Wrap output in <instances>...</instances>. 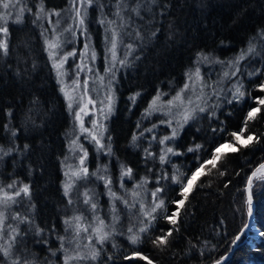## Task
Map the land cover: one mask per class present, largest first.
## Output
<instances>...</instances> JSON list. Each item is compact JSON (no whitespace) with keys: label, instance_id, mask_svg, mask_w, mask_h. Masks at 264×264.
Returning <instances> with one entry per match:
<instances>
[{"label":"trees","instance_id":"16d2710c","mask_svg":"<svg viewBox=\"0 0 264 264\" xmlns=\"http://www.w3.org/2000/svg\"><path fill=\"white\" fill-rule=\"evenodd\" d=\"M37 1L47 12L59 11L69 3L68 0H21L25 9L22 22H9V50L7 55L0 51V149H3L0 188L11 194L23 184L30 187L29 197H16V203L5 210L8 219L4 239H8V224L18 227L14 256L27 258L32 264H62L65 253L59 236L65 237L69 254H74L75 243L82 252L89 248L80 244L82 236L73 240L71 229L65 231L64 220L76 213H69L72 203L63 194L62 167L74 132L73 111L67 107L48 57L45 24L34 16ZM138 2L140 17L130 11ZM126 4L127 9L121 3L122 27L115 15L117 0H94L86 10V31L99 58L102 50L109 47L111 28L119 31L118 44L122 45L116 49L119 58L114 62L117 72L111 82L112 111L101 134L103 151L89 147L87 168L91 181L95 176H105L103 173L114 177L119 166L121 170L131 168V176L125 182L139 185L135 189L138 197L134 199L130 192L112 200L103 179L98 178L96 214L113 234L103 246L93 244L101 250L97 261L70 264H146L124 259L133 251L148 256L153 264L209 263L228 250L245 222L247 176L264 160V110L249 122L247 130L259 142L235 153L224 150L226 155L216 168L206 165V174L199 178L180 208L176 230L168 238V244L156 247L152 240L174 228L166 217L176 212L174 201L182 197L181 187L172 181V176L187 183L183 177L191 176L200 164L209 160L216 147L231 141L230 134L244 126L247 112L257 106L255 98L264 96L257 88L264 82V0H126ZM101 19L105 21L103 24L99 22ZM109 20L116 23L109 25ZM124 32L128 38L122 36ZM124 44L127 48H123ZM249 46L254 49L251 53ZM127 50L128 57L124 56ZM242 53L243 59L238 60ZM192 74L196 77V87L193 93H184V107H188L190 98L193 105L206 107L205 112H197L196 118L183 128L178 125L182 108L175 107L178 116L171 120L146 114L149 102L158 93L166 103L184 88ZM237 87L245 95L233 99ZM174 128L177 136L161 145L159 141L171 136ZM133 134L137 136L135 142ZM196 145L202 147L188 151ZM167 147L178 154H167V162L161 164L159 155ZM13 181L16 186L8 188ZM157 188L162 191L154 200L152 192ZM252 192L255 201L252 227L262 233L241 240L223 264H264V182H255ZM89 196L94 199L93 193ZM125 199L128 206L123 203ZM160 200L163 207L153 213L156 219L151 221L148 232L141 234V243L129 244L128 228L137 231L142 226L140 221L146 224L149 219L141 215L140 204L150 210ZM118 212L128 213L127 223L124 217L121 222L117 220ZM16 213L27 217L31 224L12 220ZM36 226L43 229L39 236L35 234Z\"/></svg>","mask_w":264,"mask_h":264},{"label":"snow or ice","instance_id":"6c2138e0","mask_svg":"<svg viewBox=\"0 0 264 264\" xmlns=\"http://www.w3.org/2000/svg\"><path fill=\"white\" fill-rule=\"evenodd\" d=\"M79 6H77V0H70V4L72 6V12L74 13L73 19L77 21V27L85 28L86 31V10L87 7H90L93 3L94 0H78ZM151 2H154V0H151ZM16 3H18V0H0V8L4 9V11L0 12V51H2L5 55H7L8 50H9V44H8V36H9V21L10 18L15 15V23H21L23 14L25 12L24 8H20L18 12L14 11L16 8ZM121 3H125V8H128V5L126 4V0H117V10L115 15L121 20V27L124 24V16L122 15L121 11ZM146 6V5H145ZM140 8L141 5L138 2L135 6H132L130 8V11L135 14L136 16L140 17ZM30 11V9H29ZM45 11L43 5H41L37 11H36V19L39 20L41 18V13ZM49 15H56L59 16L60 13L58 12H51ZM142 18V17H141ZM131 19V17H129ZM101 24H103L105 21L101 19L99 21ZM116 21L114 20H109L108 24L109 25H114ZM71 29V26L68 29H65V31H69ZM111 52L112 56L115 59L116 56V48L119 40V31L116 28H111ZM136 35L139 37L140 33L137 31ZM155 35V33H153ZM45 45L46 48L49 50V56H53V52L51 51L52 49H57L60 47V44L58 43L57 40L55 39H45ZM87 44L85 45V48L87 49ZM129 49L132 48V45H128ZM254 51V49L249 46L248 48V53H251ZM74 52H69L67 53V56H72L74 55ZM83 55V53H81ZM93 58L95 57V52H93ZM67 56L64 57V59H67ZM244 53H242L237 59H243ZM207 59V57H204ZM63 61L61 62L60 65L54 64L53 67H61ZM123 64L124 61H121ZM59 74V73H58ZM196 75H199V71L197 70ZM227 76L228 74L225 73ZM192 77L189 75V80H191ZM87 80L84 81V88H85V94H87ZM190 87L189 84H185L184 88L181 89L176 93V95L173 97L172 100L168 101L169 107H177V108H182L183 110L179 113L180 115V120L178 121V125L180 128H183L185 124H188L189 121L194 120L196 118V113L200 112L203 113L206 111V107L200 106V105H193V101L189 98L187 103L188 107H184L185 103V91ZM194 88V85H193ZM257 88L260 92H264V82H261L257 85ZM63 91V89H61ZM67 97V93H65ZM245 95L243 91H241L240 87H237L235 89V92L233 93V99H239L242 98ZM71 99L70 97H68ZM109 101V112H111V103H112V98L109 96L108 98ZM133 101L135 100V97H132ZM160 99V94L158 93L157 96H155L152 101L149 102L148 109H146V114H150L152 111L157 110V102ZM200 99V98H198ZM256 107L251 108L248 112L247 115L244 119V126L241 127L238 131H234L230 134L231 136V141L225 142L224 144L219 145V147H216L212 153V156L209 160L204 161L200 166L192 172L191 176L188 177H183L187 181V183H182L181 177L178 176H172V181L176 184H179L181 187L180 191V196L182 197L179 200L174 201V203L177 204V210L176 212H173L171 216L166 217L168 222L174 226L173 229L168 230L164 235L162 236H157L154 240H152V244L156 247H162L166 246L168 244V238L172 235L173 230L175 229V226L177 225L178 221V216H179V211L180 208H182L185 205V202L188 200L189 194L193 191L194 185L196 182L199 180V178L206 174L205 173V166L206 165H211L212 168H216L218 162L226 155V152L224 151L227 149V152L235 153L240 151L241 148H248L250 147L254 142H259L258 138L253 136L252 134H248V124L250 121H254L257 118V115L261 113L262 110H264V96H259L256 97ZM89 104L92 103V100L89 99L88 101ZM206 103V102H205ZM231 103V100L229 101ZM72 105L71 103L69 104V108H71ZM84 108L81 107L80 112H83ZM80 112L76 113V120L80 121L81 120V115ZM169 126H171V121H168ZM139 127V125H138ZM155 127V125L153 126ZM81 130L82 131H87L86 129L83 128V124L81 123ZM150 131V129H149ZM15 133H13L14 135ZM178 132L174 128L172 135L171 136H165L163 139L159 141L161 145L165 144L166 140H171L174 139L177 136ZM92 139L96 142V144L99 146L100 145V140L96 135H92ZM133 142L137 140L136 134H133L132 136ZM75 143V141H73ZM202 146L201 145H196L195 149L194 148H189V152H193L197 149H200ZM25 148H27V145H25ZM0 151H3V149H0ZM147 152V149L145 150ZM7 155L8 153H4ZM167 154H173L176 155L178 153H175L173 148L167 147L166 151H163L159 155V161L161 164H165L167 162ZM149 156L152 155V153H148ZM87 156V153H84V157L81 158L80 160V165L81 167L73 171L71 173L72 177L75 179L79 180L82 178H87L89 176V171L87 167H83L84 165V160ZM210 171V169H209ZM132 169L127 168L124 169L122 167L121 170V176H131ZM67 176L68 173H65ZM95 175V173H93ZM220 175H224L223 172L220 173ZM100 179H104L103 176L98 177ZM257 181L264 182V162L260 163L252 172L251 175L247 177V182H246V187L244 189L245 195V205L247 207V213L249 216H251L252 211H253V199H252V189L254 186V183ZM147 181L145 180L144 183ZM112 184L111 179H106L105 180V187L109 189V195L113 199H121L120 197L117 196V194L111 190L110 185ZM16 186V181H13L11 184L7 185L8 188H14ZM74 187V182H69L65 183L63 186V194L65 197H69L68 203L71 204L72 200L70 198V193ZM123 187V185H121ZM139 187V185L137 186ZM227 187V185H225ZM161 188H157L155 191L152 192V197L155 200L157 197V193L161 192ZM21 195L25 197L30 196V187L28 184H23L22 186L18 187L14 192L11 194L7 191H5L4 188H0V240H3V243H0V257H2V262L0 264H3V262H8V264H32V261L28 260L27 258L21 260L20 256H14L13 255V249L16 244V239L17 236L19 235V228L15 227L11 224L7 225V236L8 239H4V233H5V225L8 217L6 216L5 210L10 208V206L14 203H16V197H20ZM84 203L86 205L90 204L91 209L93 210V213H95V209L97 205L92 202L88 192H85L84 194ZM133 198L135 199L138 197V193L133 191L132 193ZM123 203L125 206H128V200H123ZM164 202L160 200L158 203H155L154 206L151 207L150 210L146 208V206L141 203L140 204V212L141 215L149 218L148 222L145 224L144 220H141V227L137 231H134L132 227L128 228V242L131 245H138L141 243V234L146 233L149 230V227L151 226V221L155 220L156 217L153 215L157 211V209L163 207ZM134 206V205H133ZM113 212H115V205L113 204L112 208ZM12 220H18L21 223H29L31 224V221L27 217H22L20 216L19 213H16L11 217ZM114 216V220H115ZM84 220V217L81 215H74L72 217L66 218L64 220V224L66 225L65 231L67 232L69 229H71L73 233V240H77L80 236L81 233L90 234L88 235V239L90 241V244L85 246L88 247L89 250L87 252H82L80 251L81 246L77 243L76 250L74 251V254H69V249L65 247V237L64 236H59L58 239L61 241V249L64 251V260L63 264H70L71 261H97L98 258L101 256V250L99 248H96L93 244H91V241L93 240V237L95 238V244H99L103 246L104 242L107 241L113 232L108 231V225H106L105 221L101 219L98 216L93 217V223L92 224H84L82 221ZM248 225L245 224V227ZM43 232V229H41L39 226L35 227V234L37 236L41 235ZM239 239V237H237ZM235 242V241H234ZM55 255V253H53ZM109 260L112 259L111 256L108 258ZM124 259L126 261H133V260H141L145 261L146 264H153V261L151 258L148 256L143 255L140 251H133L131 255H125ZM215 264H220V261L217 260Z\"/></svg>","mask_w":264,"mask_h":264},{"label":"rangeland","instance_id":"374dc122","mask_svg":"<svg viewBox=\"0 0 264 264\" xmlns=\"http://www.w3.org/2000/svg\"><path fill=\"white\" fill-rule=\"evenodd\" d=\"M68 1L69 3L67 7L59 11H51V12L60 13L59 16L49 15V13L51 12L44 11L43 13H41V18L37 21H41V23L45 24V31H46L45 39L46 38L55 39L60 44L59 48L51 50L53 52L52 57L49 56V50L47 48L46 50L52 66L54 64L60 65L61 62L63 61L61 67L58 68L53 67V68L57 76V81L60 85V90L63 89V91L61 92L64 96L67 107L69 108L70 103L72 105V107L69 108V110L73 111L72 113H73L74 132L70 135L68 152L65 159L62 161L63 174H64L63 186L65 183L74 182V187L70 193L72 205L71 208L69 209V213L76 212L78 213V215L84 217L82 223L92 224L94 215L98 216L96 214V211L98 209L97 201L99 200L97 197L99 196L97 195L96 191H97V183L99 182V180L96 176L93 178L92 181L89 178V176L87 178H82L77 180L74 177H72L71 173L73 171L78 170L81 167L80 160L82 157H84L85 152L87 153V156L84 160L83 167H87L88 158H89V147L91 145L93 147V150H98L102 148L103 151L101 134L103 133L105 127V121L108 118V116L111 114V112H109V107H108L109 101L107 98L111 96L113 103L111 82L116 76L117 69L115 67L114 62L119 58V54L116 52L115 59L113 58L111 52V36H110L108 49H106L105 47V50H102L100 54V58L98 57L96 50L93 48L91 44V39L88 35V32L85 31V28L77 27V21L73 19L74 13L72 12V6L70 4V0ZM40 6L41 5L39 1H37L35 7V15H34L35 18H36V11ZM77 6H79L78 0H77ZM20 8H23V5L21 0H18V3H16V8L14 11L18 12ZM2 11H4V9L0 8V12ZM13 21H15V15H13L10 18L9 22H13ZM70 26L71 29L69 31H65V29H68ZM122 36H127L128 38V34L126 32H124ZM86 44L88 46L87 49L85 48ZM118 47L120 48L122 47V45L117 44V48ZM123 48H127L125 44ZM69 52H74L75 54L72 56H67V53ZM93 52H95L94 58L92 55ZM81 53H83V55H81ZM129 54L130 52L129 50H127L124 56L128 57ZM65 56H67L66 60L64 59ZM191 77L192 79L189 80V78H187L185 83L190 85V87L185 91L186 94L187 93L191 94L195 91L196 77L194 74H192ZM85 80H87L88 82L87 94H85V88H84ZM65 93H67V97ZM68 97H70L71 99H69ZM162 98L163 97H160L159 101L157 102V110L152 111L151 113L158 114L159 116L160 115L165 116L168 120H171L172 118H176L178 116L177 115L178 113L175 112L176 111L175 107L172 110L168 105V101L165 103L164 101L161 100ZM89 99L92 100L91 104L88 103ZM112 103H111V109H112ZM163 106L165 107L163 108ZM81 107L84 108L83 112H80ZM77 112H80L81 115L80 121L76 120ZM81 123L83 124V128L86 129L87 131L81 130ZM92 135H96L100 140L99 146L92 139ZM73 141H75V143H73ZM226 150L227 149H225V151ZM109 167H111V165ZM65 173H68V175L66 176ZM103 174L105 175L103 176L104 188L106 189L105 180L112 178L111 179L112 184L110 185V188H112L111 190L114 191L116 194H120L119 197L122 194L126 195L130 192L135 191L136 189L137 184L134 183L131 185V183L125 182L129 180V176H123V177L121 176L120 166L114 170L113 173L114 177H111L110 175H108V173H103ZM121 185H123V187H121ZM87 188L89 189L90 192L87 191ZM85 192H88V194L90 193V195H92L93 193L94 199L92 197L91 200L97 205L95 209V213H93L90 204L86 205L84 203L83 194ZM67 198L69 200V197ZM118 215H117L118 216L117 220L121 222V218L124 217L125 222L126 223L128 222V213L121 214V212L120 213L118 212ZM118 229H120V233H121V227H119ZM254 230L255 232L253 230L249 231V235L246 237V239L249 240L250 238H252L251 237L252 233H255L256 237L260 236V234L262 233L259 228L255 227ZM89 234H90V230H89ZM89 234L81 233V236L83 237L82 240L83 243L80 244H85L86 246L90 244V241L88 239ZM249 243L252 244L253 241H249ZM91 244H95L94 237L93 240L91 241ZM74 245H77V243H75ZM95 245H99V244H95ZM63 260H64V256H63Z\"/></svg>","mask_w":264,"mask_h":264},{"label":"water","instance_id":"95a60500","mask_svg":"<svg viewBox=\"0 0 264 264\" xmlns=\"http://www.w3.org/2000/svg\"><path fill=\"white\" fill-rule=\"evenodd\" d=\"M264 162V160H262L260 163ZM258 163L248 174L251 175V172L260 164ZM247 176V177H248ZM247 182V180H246ZM245 187H246V184H245ZM246 195V194H245ZM252 199H253V211H252V214L251 216L248 215V213L246 212V220H245V223L244 225L241 227V229L238 231V233L235 235L230 247L228 248V250L223 254L221 255L218 259L212 261V262H209V263H205V264H215V262L217 260L220 261V264H222L225 260H227L231 254L233 253V251L236 249L237 245H238V242L241 238V236L243 235V233L250 227L253 219H254V208H255V201H254V196H253V192H252ZM245 224H247L248 226L245 227ZM237 237H239V239H237ZM235 241V242H234Z\"/></svg>","mask_w":264,"mask_h":264},{"label":"bare ground","instance_id":"6f19581e","mask_svg":"<svg viewBox=\"0 0 264 264\" xmlns=\"http://www.w3.org/2000/svg\"><path fill=\"white\" fill-rule=\"evenodd\" d=\"M254 209H255V208H254ZM246 212H247V211H246ZM245 220H246V219H245ZM253 220H254V219H253ZM244 223H245V222H244ZM252 223H253V221H252ZM252 223H251V225H250L251 229H250V227H249V228L243 233V235L241 236L239 242H241V240L244 241V240L246 239V237L249 235V231H250V230H253V231L255 232V230H254L255 228L252 229ZM243 225H244V224H243ZM240 229H241V228H240ZM254 236H256V234H255V233H252L251 237H254ZM232 241H233V240H232ZM239 242H238V244H239ZM231 243H232V242H231ZM230 245H231V244H230ZM237 246H238V245H237ZM229 247H230V246H229ZM236 248H237V247H236ZM233 252H234V251H233ZM232 254H233V253H232ZM232 254H231V256H232ZM231 256H230V257H231ZM230 257H229V258H230ZM229 258H228V259H229ZM228 259H227V260H228ZM227 260H225L224 262H226ZM224 262H223V263H224ZM223 263H222V264H223Z\"/></svg>","mask_w":264,"mask_h":264}]
</instances>
